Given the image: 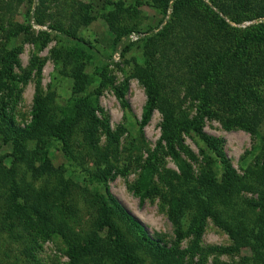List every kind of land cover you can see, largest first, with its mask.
<instances>
[{"label": "trees", "instance_id": "trees-1", "mask_svg": "<svg viewBox=\"0 0 264 264\" xmlns=\"http://www.w3.org/2000/svg\"><path fill=\"white\" fill-rule=\"evenodd\" d=\"M167 1L161 2L163 10L167 6ZM211 3L215 10L201 0H174L166 24L143 41L145 60L142 65L134 66L131 74L137 77L145 91L138 129L141 130L146 125L154 109L161 114L160 136L157 142L143 161L138 163L135 158L139 169L131 184V190L141 201L144 198L158 196L166 205V216L173 225L174 242L167 246L157 238L151 237L143 225L123 208L106 184L111 166L109 169L92 174L96 186L102 189L100 192H94L89 202L96 222L87 240L72 234L71 228L65 225L62 228L60 224L52 225L42 217L41 204L45 200L29 202L25 200L22 195L24 191L19 187L12 185L11 189L9 188V197L2 211L4 217L7 216L9 219L14 217L19 220L27 219L22 230L25 234L19 239L22 255L28 264L39 263L33 253L34 249L39 247L37 242L39 237L58 240L60 249L68 257L67 264H78L82 255H90L92 259L94 258L93 264H141L143 259L141 252L144 247L161 256L164 261L168 259L167 263L175 262L174 258L180 259L183 252L192 256L198 252L226 253L239 249L243 238L241 227L224 217L223 212L216 208L214 199L219 197L216 193L218 190L226 191L234 183H243L245 176L249 175V170L247 169L244 175L238 176L225 157L221 141L203 131L202 120L213 118L225 129L238 127L249 132L256 139L252 150L263 155L259 164L261 178L264 174V135L259 131V127L264 123V94L260 92V87L264 86V21L243 30L231 27L229 21L238 23L264 17V0H211ZM37 20L40 21L41 17H37ZM53 29L56 27L54 26ZM0 30L3 31L5 38L4 47H0V91L3 93L0 97V141L10 145L13 166L25 164L32 175L37 177L44 173L47 176L56 173L57 167H52L48 158L51 144L60 145L63 160L70 165L72 162L78 164L80 160L76 161L77 155L73 154L72 148V126L81 117L86 118L88 121L85 129L82 130L84 139L89 147L97 148L93 140L99 124L92 113L96 108L95 97L98 88L112 84V78L107 75L103 66L96 74L97 88L86 92L91 77L83 73V67L89 55L74 45L54 47L51 56L59 73H68L72 80L70 96L64 105L54 108L57 106L54 105L56 95L53 90L44 94L39 90L35 91L31 120L24 128H20L8 116L6 108L10 105L9 101L12 103L14 100L10 97L19 91L18 84L25 83L31 69L40 62L36 56H33L27 69L20 75L16 74L14 68L18 65L17 53L20 47L9 46L7 43L12 37L22 33L25 39L32 41L35 49L39 50L48 41V36L41 34L33 37L26 25L14 24L2 15ZM56 30L62 40L82 43L94 49L89 42L77 36L74 30ZM130 31V28L116 31L114 43L119 40V36L127 35ZM157 47L163 50L155 67L149 58L155 50L157 51ZM128 48L129 44H124L120 52L124 53ZM167 51L174 53L176 58L165 60ZM162 61L163 65H161ZM166 61L172 64L175 70L184 71L176 79L183 87V95L196 102L195 113L191 118L177 117L174 110L178 105L164 101L161 96V88L168 77L164 66ZM126 86V80L120 86H112L123 107L127 105L124 99ZM100 125L104 128L108 142H115L117 133L110 132L105 122ZM182 133L192 135L200 144L199 151L203 165L199 166L196 175L191 172V167L182 159L178 151L184 150ZM35 137L38 142L33 151L26 150L27 140ZM132 148L136 152L139 151L137 145H132ZM161 149L165 150L179 169V174L174 175V183L168 182L165 191L153 183V176H159L158 152ZM115 170L125 173L127 167L123 165L121 169L115 168ZM59 177L61 179V176ZM161 178L164 179L162 176ZM68 183L71 184L65 181L63 188H66ZM39 193L44 199L46 192L39 190ZM33 197L37 198L35 194ZM253 204L264 207V197H260ZM188 207L193 212H191L192 222L186 233L193 234V239L187 249L181 251L177 246L185 234L181 229V222L183 212ZM206 216H210L213 222L227 233L232 241L231 246L200 247L198 238ZM113 219L125 226L126 234L119 231ZM104 227L110 230L107 238L98 239L95 232ZM8 231L9 235L14 236L10 228ZM249 245L253 253L262 250L255 240ZM105 257H108V260ZM203 258L204 256L198 258L196 264H204Z\"/></svg>", "mask_w": 264, "mask_h": 264}, {"label": "rangeland", "instance_id": "rangeland-1", "mask_svg": "<svg viewBox=\"0 0 264 264\" xmlns=\"http://www.w3.org/2000/svg\"><path fill=\"white\" fill-rule=\"evenodd\" d=\"M174 0H168L165 10L162 8V0H0V16L13 21L14 24L26 25L33 37L47 34L48 41L39 50L35 49L32 41L26 40L22 33L12 37L9 46H18V65L14 71L20 75L29 66L30 60L36 56L39 65L31 69L25 83L18 84V92L10 97L6 111L15 125L24 128L31 120V107L35 91L41 94L53 90L56 95L54 105L59 108L64 105L70 96L72 80L68 73H59L57 65L52 59L51 50L57 46L68 47L71 45L81 48L89 57L84 63L83 73L91 77V82L86 92L98 86L97 73L103 66L107 75L112 78L111 85L98 88L96 95V108L93 116L99 121L93 140L97 148L88 146L83 136L87 119L81 117L73 124V154L77 155L79 162L71 165L63 160L60 145L49 147L48 158L56 173L49 176L44 173L40 177L32 175L31 170L25 164L13 166L12 149L9 144L0 141V264H28L22 255L20 236H24L26 220L4 217L6 200L9 197V188L14 185L19 187L26 201H41L42 217L52 225L71 228V233L80 238L89 239V232L96 222L95 214L89 206L94 192H100L101 187L96 186L92 174L111 168L107 176L106 184L109 191L116 197L123 208L134 216L151 236L170 246L174 240L173 225L166 216V205L158 196L144 198L142 201L131 190L138 166L152 150L160 136L161 114L157 109L152 111L149 121L138 129L141 107L145 100V91L133 74L134 66L142 65L145 58L143 55V41L152 34L158 32L167 22L171 4ZM204 4L215 10L211 0H201ZM37 17H41L38 21ZM264 17L251 20H243L238 23L230 22L231 27L245 29L246 27L263 22ZM74 30L75 34L89 42L94 49L85 44L62 40L58 30ZM7 26H5L6 28ZM115 30V31H113ZM130 28V32L138 35L135 41H129L127 35L122 34L114 43L118 31ZM117 31V32H116ZM5 38L0 30V47H4ZM6 44V46H7ZM129 44L124 53L120 48ZM182 48V47H179ZM160 47L151 55L150 62L156 67L157 61L162 54ZM173 50V49H172ZM35 54V55H34ZM174 53L166 52L165 60L175 59ZM108 60V61H107ZM107 61V62H106ZM163 65V61L161 63ZM168 77L165 85L161 88V96L164 101L177 104L174 114L179 118H191L195 113V100L183 95L182 85L177 83V77L184 72L174 68L167 61L164 65ZM126 80L124 99L126 107L121 105L116 97L112 86H120ZM38 88V89H37ZM264 94V86L260 87ZM3 93L0 91V97ZM11 106V107H9ZM90 120V117H89ZM106 123L108 130L117 133L115 142H108L106 133L101 123ZM89 124V122H88ZM202 129L205 133L217 137L221 141V147L229 164L238 176L249 170L243 183H234L229 189L218 190L219 195L215 206L220 209L224 217L241 227L243 235L239 249L226 252H198L189 256L183 252L180 259L167 263L147 247L141 252V264H196L198 258H203L204 264H264V207H259L257 202L264 197V174L259 176V164L263 155L252 148L256 139L242 128L233 127L225 129L216 119L203 118ZM264 135V123L259 127ZM262 135V136H263ZM184 150L179 149L183 160L191 167V172L196 175L202 163L199 151L200 144L192 135L182 133ZM38 140L30 138L25 144L26 150L33 151ZM132 145L139 146L136 152ZM91 148V149H90ZM189 152L191 155H189ZM137 157H135V155ZM137 158L138 163L135 162ZM158 174L153 176V183L162 191L166 190L168 182L174 183V175L179 174L177 165L166 154L164 149L158 152ZM126 165L125 173L116 172L115 168L121 169ZM137 166V167H136ZM59 173V174H58ZM61 176V179H59ZM161 176L164 178L162 179ZM68 183L63 188L65 181ZM64 181V182H63ZM39 190L46 192L44 199ZM34 194L37 196L35 199ZM55 199V201H53ZM193 202V201H192ZM189 207L184 210L181 229L185 233L178 242V249L185 251L193 239V234L186 233L192 222V213ZM4 217V218H2ZM38 222L40 219L38 218ZM115 226L121 233L126 234L125 226L113 219ZM65 225V226H64ZM8 228L14 236L9 235ZM108 228L97 230L96 237L105 240ZM110 231V230H109ZM66 233V232H65ZM255 240L260 244L261 251L253 253L249 243ZM39 247L33 253L38 264H67L68 257L59 247L58 240L54 238H37ZM200 247L231 246L232 241L225 231L217 226L210 216H206L203 229L198 238ZM108 257H105L106 260ZM95 259L90 255H82L78 264H93Z\"/></svg>", "mask_w": 264, "mask_h": 264}, {"label": "built area", "instance_id": "built-area-1", "mask_svg": "<svg viewBox=\"0 0 264 264\" xmlns=\"http://www.w3.org/2000/svg\"><path fill=\"white\" fill-rule=\"evenodd\" d=\"M137 38H138V35H137V34H134L133 32H131V33H129V34L127 35V39H128L129 41H135Z\"/></svg>", "mask_w": 264, "mask_h": 264}]
</instances>
